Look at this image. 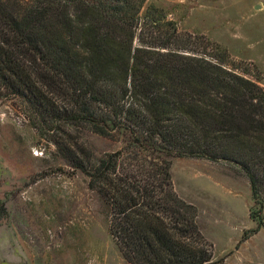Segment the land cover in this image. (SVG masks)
<instances>
[{"label":"trees","instance_id":"16d2710c","mask_svg":"<svg viewBox=\"0 0 264 264\" xmlns=\"http://www.w3.org/2000/svg\"><path fill=\"white\" fill-rule=\"evenodd\" d=\"M145 2L0 0V101H20L35 130L87 178L128 264H227L176 192L172 161L239 170L258 224L243 240L258 232L264 88L229 67L221 46L206 41L202 51L164 11L141 15ZM92 137L117 149L97 156Z\"/></svg>","mask_w":264,"mask_h":264},{"label":"rangeland","instance_id":"374dc122","mask_svg":"<svg viewBox=\"0 0 264 264\" xmlns=\"http://www.w3.org/2000/svg\"><path fill=\"white\" fill-rule=\"evenodd\" d=\"M149 7L167 13L202 51L206 41L227 50L229 67L264 88V0H146L141 15ZM150 27L146 32L156 34L159 26ZM35 129L20 101H0V264H128L109 234L108 208ZM90 143L97 156L117 149L108 139ZM172 176L217 257L264 264V227L243 240L258 224L250 215V183L239 170L174 158Z\"/></svg>","mask_w":264,"mask_h":264},{"label":"water","instance_id":"95a60500","mask_svg":"<svg viewBox=\"0 0 264 264\" xmlns=\"http://www.w3.org/2000/svg\"><path fill=\"white\" fill-rule=\"evenodd\" d=\"M257 8H259V6H258ZM257 8H256V9H257Z\"/></svg>","mask_w":264,"mask_h":264}]
</instances>
